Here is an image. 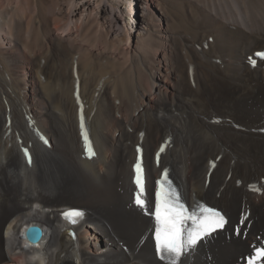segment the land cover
<instances>
[{
	"label": "bare ground",
	"instance_id": "1",
	"mask_svg": "<svg viewBox=\"0 0 264 264\" xmlns=\"http://www.w3.org/2000/svg\"><path fill=\"white\" fill-rule=\"evenodd\" d=\"M260 45L264 0H0V264H160L122 189L140 141L155 181L164 139L162 167L186 198L231 219L187 264L240 262L264 233V193L246 189L264 177V137L211 121L262 119L264 77L243 57ZM80 113L97 151L91 161L81 158ZM246 203L253 225L238 237ZM72 206L93 226L73 250L58 214ZM29 219L48 227L40 255L21 254L17 229Z\"/></svg>",
	"mask_w": 264,
	"mask_h": 264
},
{
	"label": "snow or ice",
	"instance_id": "2",
	"mask_svg": "<svg viewBox=\"0 0 264 264\" xmlns=\"http://www.w3.org/2000/svg\"><path fill=\"white\" fill-rule=\"evenodd\" d=\"M257 55L264 57V53H257ZM251 62L254 63V61ZM81 129L86 146L91 152V143L85 129L83 115H81ZM135 169V183L138 191L134 202L137 207L145 210V214H150L154 219L155 253L160 260L166 261L167 264H178L181 257L194 249L200 241L216 229L223 228L226 220L219 211L199 203L189 206L182 200L180 193L168 179L167 170L157 181L154 203L149 211L146 200L143 198L144 178L139 161ZM82 215L83 213L78 210L64 213V216L72 222ZM255 251L256 258H264V247L257 248ZM253 259L249 260V264H253Z\"/></svg>",
	"mask_w": 264,
	"mask_h": 264
},
{
	"label": "water",
	"instance_id": "3",
	"mask_svg": "<svg viewBox=\"0 0 264 264\" xmlns=\"http://www.w3.org/2000/svg\"><path fill=\"white\" fill-rule=\"evenodd\" d=\"M41 237V232L38 228H30L28 231V239L31 242H37Z\"/></svg>",
	"mask_w": 264,
	"mask_h": 264
},
{
	"label": "rangeland",
	"instance_id": "4",
	"mask_svg": "<svg viewBox=\"0 0 264 264\" xmlns=\"http://www.w3.org/2000/svg\"><path fill=\"white\" fill-rule=\"evenodd\" d=\"M71 83V82H70ZM91 230V229H90Z\"/></svg>",
	"mask_w": 264,
	"mask_h": 264
}]
</instances>
